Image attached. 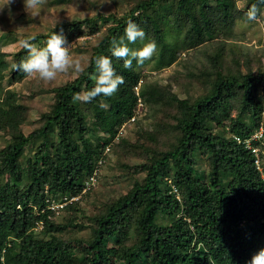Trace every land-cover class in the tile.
<instances>
[{
    "label": "trees",
    "instance_id": "obj_1",
    "mask_svg": "<svg viewBox=\"0 0 264 264\" xmlns=\"http://www.w3.org/2000/svg\"><path fill=\"white\" fill-rule=\"evenodd\" d=\"M238 1L243 5L237 0H110L112 11L97 15L107 26L87 65L74 79L50 89L54 100L28 134L22 129L27 107L7 89L0 100V131L7 136L0 148V264H250L264 248V155L259 171L250 150L232 134L244 137L260 124L264 128V60L230 49L238 71L228 61L224 39L236 37L234 24L246 21L247 6L258 3ZM129 20L145 31L146 39L128 46L135 50L154 40L157 50L148 61L157 68L205 41L213 43L196 72L192 67L184 75H171L185 96L168 81L149 80L141 69L148 61L140 66L133 61L126 69L112 56V40L124 36ZM59 28L67 41L86 33L76 19H61L46 33L28 37H35L32 43L44 37L41 47ZM101 55L112 59L124 83L111 97L74 101L76 93L94 86L95 59ZM6 56L0 53V82L9 73L11 82L23 78L26 74L13 65L27 57V50L20 47ZM34 86L32 93L41 91L38 83ZM195 87L200 88L196 94L191 92ZM138 97L155 119L136 131L134 147L142 162L134 167L144 176L95 205L98 210L89 220L82 201L90 190L63 206L61 220L55 218L46 205L81 191ZM53 132L56 139L48 143L44 137ZM42 136L32 149L31 141ZM168 139L171 146L162 144ZM255 142L264 149V133ZM197 152L206 170L198 168ZM40 221V231H32ZM83 229L87 234H79Z\"/></svg>",
    "mask_w": 264,
    "mask_h": 264
},
{
    "label": "rangeland",
    "instance_id": "obj_2",
    "mask_svg": "<svg viewBox=\"0 0 264 264\" xmlns=\"http://www.w3.org/2000/svg\"><path fill=\"white\" fill-rule=\"evenodd\" d=\"M3 4L4 0H0V5ZM237 4L238 6L243 5L238 0ZM110 11H112V6L109 0H47V3L39 10V14L33 17L24 10L23 0H14L10 8L6 7L0 10V53H6V58L9 59L11 58L10 53L20 48L19 42L22 39L29 38V33L35 35L46 33L53 27L56 21L60 22L61 19H76L79 21L80 27L86 30V33L74 37L67 42L68 45H71L70 52L72 57L79 61L82 69L87 65L91 50L95 47L96 38L105 32L107 26L97 15H106ZM21 13H24V18H20ZM86 18L91 19L88 24L85 21ZM25 20L30 21V24L21 27L20 24L25 22ZM263 21L264 16L256 22L244 21L234 24L232 32L236 37L234 39H224V47L227 52L226 55L234 71H238V63L233 54H231L233 52H231L230 49H233L234 52H239V54H250L252 57L261 55L264 60ZM90 27H93L94 30L97 31L92 33L88 32ZM61 31L62 30L59 28L57 34H60ZM14 35H16V38L12 41L11 39ZM42 40L45 41L46 39L42 36L38 37L34 44L40 47ZM212 44V42L205 41L196 48L190 49L188 55H181L178 57V59L169 66L157 68L153 66L152 60L148 61L147 64L141 67L142 72L146 74L149 80H156L162 83L168 81L173 91H176L180 96H185L181 86L172 81L171 75L175 73L184 75L188 68L193 67L191 70L195 71L198 66L204 65L206 53L210 51ZM44 46H46V42L41 47ZM79 73L80 72L74 69H69L66 73L58 74L53 81H44L38 76L30 77L25 75L23 78L17 81L13 80L12 82L9 73L5 75L0 82V100L3 99L4 93L9 89L14 93L17 101L23 103L27 107L28 115L23 123L22 129L24 133L28 134L38 126L34 120L41 112L49 109L54 100L53 92L50 89L69 82L77 77ZM141 78L144 79L143 77ZM35 83H38V86L42 88L38 93L31 92V90L35 89ZM199 89L198 87L192 88L191 92L196 94ZM82 92L83 91L80 93ZM261 116L262 121H264V111ZM154 121L155 119L152 118L148 107L142 103L138 106L135 121L126 124L124 127L125 130L119 135V138L111 143V149L106 155L105 162L98 167L97 181L94 187L90 189V194L82 201V212L86 220H89L90 217L96 214L98 207H95V205L99 206L102 202L113 197L115 198L127 191L135 178L141 179L144 176V171L134 167V165L142 162L138 151L134 147L137 136L136 131L139 128L152 126ZM211 126L214 125L211 124ZM5 139H7V136L0 131V148L4 145ZM42 139L43 136L31 141L33 146L32 149ZM44 139L47 140L48 143H52L56 139V135L53 132L50 133L47 138L44 137ZM51 143L48 145H51ZM162 144L171 146L172 139H168L162 142ZM26 152L29 153L27 148ZM196 161L200 170H206L207 162L198 152L196 154ZM123 163L127 164L128 167H122ZM63 213V210L59 211L58 214H55V218L61 220V218H63ZM32 231L37 233L40 231V228L36 226ZM87 231L88 229H83L79 234H87ZM75 257H78V255ZM119 264L122 263L119 262Z\"/></svg>",
    "mask_w": 264,
    "mask_h": 264
},
{
    "label": "clouds",
    "instance_id": "obj_3",
    "mask_svg": "<svg viewBox=\"0 0 264 264\" xmlns=\"http://www.w3.org/2000/svg\"><path fill=\"white\" fill-rule=\"evenodd\" d=\"M13 2L14 0H4V4L0 5V10L6 7L10 8ZM46 3L47 0H23L24 10L33 17L39 14V10ZM262 5H264V0H258V3L247 6L244 13L246 21L256 22L260 20L264 16ZM57 23L58 21L53 25V28ZM145 39V31L137 23L129 20L124 29V36L119 40L115 38L112 40V56L121 60L123 67L126 69L132 67L133 61L138 66L143 65L145 61L150 60L156 53V42L148 40L143 43L142 47L135 50L128 45L135 44L137 41H145ZM33 40H35V37L22 39L19 42V46L27 50V57L23 61L14 64L13 69L22 71L30 77L38 76L44 81H53L58 74L66 73L69 69H74L77 72L82 71L79 61L72 57L70 52L71 45H68L62 31L60 34L52 32L44 47H38L32 43ZM95 66L97 74L91 77L95 81L94 86L91 90L76 93L73 97L74 101L90 103L94 98L101 95L111 97L117 92L119 86L124 83L123 76L116 73L112 66V59L108 56L101 55L96 57ZM36 226L41 228V221L36 223ZM250 264H264V248H261L252 256Z\"/></svg>",
    "mask_w": 264,
    "mask_h": 264
},
{
    "label": "built area",
    "instance_id": "obj_4",
    "mask_svg": "<svg viewBox=\"0 0 264 264\" xmlns=\"http://www.w3.org/2000/svg\"><path fill=\"white\" fill-rule=\"evenodd\" d=\"M138 84H139V82L137 83L136 86H134L136 93H138L137 92ZM142 103L143 102H142L141 98L138 97L137 109L135 108L136 111L134 110V112L131 116L125 118L118 125L117 132L113 135V137L109 140V142H107L104 145L102 153L99 156V158L96 160V163H95L93 169L91 170V172H89L85 176V178L83 180V186L81 188V191L78 194L63 195L59 200H53L52 199L46 205L47 209L54 212V216H55V214H58L59 211L62 210L63 206L66 203L72 202L74 200H78L82 194H84L85 192L89 191L92 187H94V185L97 181V177H98V167L100 165H102V163L105 162L106 155L111 149V143L114 140H116L117 138H119V135L125 130L124 127L126 126V124L135 121L136 113L138 112V106H140ZM263 133H264V128H263V125L260 124L257 129L253 130L249 135H246L244 137H241L240 135H237V134H232V137L236 140L237 143L241 144L243 147L250 150V152L252 153V155L254 157V162L256 164V167L259 169V171H261V167H262V155H264V149H262L260 144L256 143L255 141L259 140L260 137L263 135ZM171 187H172V191L175 193V195L179 199L177 188L173 184H171Z\"/></svg>",
    "mask_w": 264,
    "mask_h": 264
}]
</instances>
